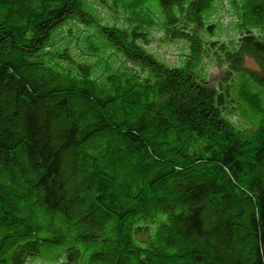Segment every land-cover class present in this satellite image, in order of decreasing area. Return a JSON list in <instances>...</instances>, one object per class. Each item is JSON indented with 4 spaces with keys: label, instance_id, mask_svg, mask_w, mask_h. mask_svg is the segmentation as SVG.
Listing matches in <instances>:
<instances>
[{
    "label": "trees",
    "instance_id": "16d2710c",
    "mask_svg": "<svg viewBox=\"0 0 264 264\" xmlns=\"http://www.w3.org/2000/svg\"><path fill=\"white\" fill-rule=\"evenodd\" d=\"M0 264H264V0H0Z\"/></svg>",
    "mask_w": 264,
    "mask_h": 264
},
{
    "label": "rangeland",
    "instance_id": "374dc122",
    "mask_svg": "<svg viewBox=\"0 0 264 264\" xmlns=\"http://www.w3.org/2000/svg\"><path fill=\"white\" fill-rule=\"evenodd\" d=\"M214 23H221L222 27L220 33L221 37L224 39H228L230 36H235V33L232 31V27L234 26V16H232V12L229 7L222 9L220 17L214 19ZM156 38H160V36L156 35ZM156 46H158L162 55H166V59L170 64H180L181 52L188 50V48H186L182 43H163L162 41H157L153 47ZM247 64L250 67H256L251 60H248ZM209 74L211 85L217 86L219 79L223 74V68L217 66L215 63L211 64Z\"/></svg>",
    "mask_w": 264,
    "mask_h": 264
}]
</instances>
